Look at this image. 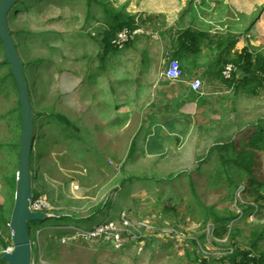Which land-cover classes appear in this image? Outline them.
I'll list each match as a JSON object with an SVG mask.
<instances>
[{
	"label": "rangeland",
	"instance_id": "obj_1",
	"mask_svg": "<svg viewBox=\"0 0 264 264\" xmlns=\"http://www.w3.org/2000/svg\"><path fill=\"white\" fill-rule=\"evenodd\" d=\"M126 1L129 10L137 0H23L9 15L35 112L32 197L41 198L49 214L30 225L33 264H218L232 247L250 249L256 231L264 229V188L246 192V172L223 161L239 160L238 151L255 131L251 126L264 127V86L252 93L221 79L216 88L203 84V107L189 116L193 130L168 155L145 154V108L131 106L137 100L145 106L148 94L140 85L149 78L130 58L135 50L127 47L134 41L106 60L99 42L106 21L101 3L123 9ZM152 1L139 0L141 7L157 6ZM190 1L187 8H205L202 0ZM249 9L252 18L261 15L264 0H245V40L249 32L263 35H252L247 47L264 56V24L257 21L251 31ZM158 18L147 19L158 31L145 26L156 37L143 35L139 48L157 51L161 77L173 54ZM9 68L0 65V254L13 249V242L4 249L2 239L12 240L4 220H11L14 207L22 133L17 86L11 77L4 80ZM230 141L235 145L224 147ZM256 153L252 168L264 184V150ZM210 211L236 218L215 221ZM110 221L119 228V240L77 234ZM260 246L257 253L264 251V240Z\"/></svg>",
	"mask_w": 264,
	"mask_h": 264
},
{
	"label": "crops",
	"instance_id": "obj_2",
	"mask_svg": "<svg viewBox=\"0 0 264 264\" xmlns=\"http://www.w3.org/2000/svg\"><path fill=\"white\" fill-rule=\"evenodd\" d=\"M152 2L157 3V6L151 7L148 3H143L141 7L137 0L131 5L134 11L133 9L128 10L130 2L126 1L123 9L137 23L146 27L150 26L147 25L148 18L159 15L162 19H158L162 24L164 23L159 28L165 29L162 39L165 48L172 54L176 49L177 37L186 29L206 32L207 36L202 42V52L199 55L191 53L187 58L175 57L182 64L186 79L198 77L201 78L203 84L219 87V71L225 58L234 57L245 46L252 43L250 41L253 35L251 32H249L251 36L248 35V39L245 40V0H202L205 6V8L202 6V11L192 4L190 8H187V3H192L190 0H153ZM206 8L210 9L203 11ZM252 10H247V19L249 17L251 20ZM257 21L259 26L264 24V12L252 18L249 24V28H253L251 31H254ZM151 24L154 26L156 22L153 21ZM261 37H263L262 34L254 36L257 39ZM142 39L143 36L137 37L133 45L127 48L135 50V53L130 54V58L135 60V63L137 62L138 71H144L149 78L147 83L140 85V90L147 92L148 95L145 106L137 100L131 107L145 108L143 152L150 156H165L169 154L173 143H180L193 130L189 116H192L196 109L200 110L203 107L201 102L205 99V94L193 92L187 83L172 81L163 73L160 77L156 64L157 51L148 50L146 47L139 48ZM115 54L117 53L114 51L106 56L103 54L102 59H109Z\"/></svg>",
	"mask_w": 264,
	"mask_h": 264
},
{
	"label": "trees",
	"instance_id": "obj_3",
	"mask_svg": "<svg viewBox=\"0 0 264 264\" xmlns=\"http://www.w3.org/2000/svg\"><path fill=\"white\" fill-rule=\"evenodd\" d=\"M23 0H20L18 3H21ZM93 0H88V3H91ZM99 2V0H98ZM104 8V13L106 15L105 27L100 34V44L103 48L104 56L108 55L109 53L118 50L115 40L118 34L125 28L135 29L140 25L137 23L124 9H113L108 7L106 4L101 3ZM11 34L14 35V32L11 31ZM207 33L202 31H195L192 29H186L182 33L179 34L177 37V45L175 46V52L173 53V58L175 56H179L181 58H187L190 56L191 53L195 55H199L202 52V42L206 38ZM0 43L3 45V42L0 39ZM221 45V44H220ZM4 46V45H3ZM225 58V57H224ZM232 62L237 67V71L234 72V77L231 79L225 78L223 75V69L226 63ZM8 64L6 58L0 62V65ZM9 65V64H8ZM263 74V75H262ZM242 75L243 77H241ZM8 77H11L16 84L15 78L9 68V73L4 77L6 80ZM219 78L225 82L227 86H234L237 85L239 88L240 86L244 87L247 92L255 93L258 89L264 86V56L261 54H256L250 51L248 47H244L241 52L237 53L232 58H225L223 66L219 71ZM240 78V79H239ZM17 86V85H16ZM200 94V93H198ZM196 95V94H195ZM19 110H20V103H19ZM37 116V115H36ZM63 120L64 117H61ZM35 120V119H34ZM264 124V123H262ZM36 127V123H35ZM251 128H255V131L252 135L248 137V142L246 143L247 148L240 149L238 151L239 160L233 157L223 158L224 162L230 164L233 168L238 166L247 175V185H246V192L255 187L257 190L264 188V184L257 180L255 169L252 168L253 162L255 161L254 157L257 154L258 150H264V127L259 123L254 124ZM36 138V137H35ZM135 139L132 140L130 152L135 149ZM230 145L231 147L234 144L233 141H230L224 144V147ZM237 149L234 148V151ZM33 153V152H32ZM32 161V158H31ZM229 168V167H228ZM227 168V169H228ZM227 169L223 172L229 174V170ZM32 170V167H31ZM179 175H170L169 178L178 177ZM14 177V181H15ZM230 186L237 187V183H235L234 179L229 176ZM192 185H194V181H192ZM232 198L234 195H231ZM264 207V205H261ZM251 211L254 210V206L252 205L250 208ZM259 211V208L256 212ZM208 217L213 218L215 221H228L230 219L236 218L235 214L233 217L230 218H223L220 217L218 214L214 212H208ZM95 217L91 216L90 218ZM45 220V219H44ZM41 220V221H44ZM4 222L6 224L10 223L9 218L5 219ZM31 225V223H30ZM225 230H227L225 228ZM56 237H61V233H56ZM264 240V229L258 230L253 237L252 242L250 243V249H244L240 246L232 247L229 254L225 257H220L217 261L218 264H264V251L260 249V242ZM3 248L6 249L7 247L12 245L11 236L7 237L6 239H2ZM3 254H0V264L4 263L5 261L2 259ZM202 264H214L213 262L203 261Z\"/></svg>",
	"mask_w": 264,
	"mask_h": 264
},
{
	"label": "water",
	"instance_id": "obj_4",
	"mask_svg": "<svg viewBox=\"0 0 264 264\" xmlns=\"http://www.w3.org/2000/svg\"><path fill=\"white\" fill-rule=\"evenodd\" d=\"M19 1L0 0V39L4 45L5 58L16 81L22 121L15 201L9 223L14 249L12 252H5L2 259L8 264H33L30 223L47 219L49 214L33 210L31 207L33 196L31 158L36 137L35 112L31 103L24 65L9 27V15Z\"/></svg>",
	"mask_w": 264,
	"mask_h": 264
},
{
	"label": "built area",
	"instance_id": "obj_5",
	"mask_svg": "<svg viewBox=\"0 0 264 264\" xmlns=\"http://www.w3.org/2000/svg\"><path fill=\"white\" fill-rule=\"evenodd\" d=\"M152 32L146 29L145 26L142 24L136 27L135 29L125 28L118 34L115 43L119 49H123L128 43L134 41L139 36L150 34L151 36L156 37V34ZM235 71H237V67L235 66V64H233L232 62H228L224 66L223 75L225 78L231 79L234 77ZM163 74L172 81L187 83L193 92L202 93V80L199 78L191 80L186 79L182 64L177 58L170 59L169 64L164 70ZM31 207L33 210L44 211L45 203L41 198L33 199L32 197ZM122 218L124 220L125 225H130L129 217ZM77 234L86 239L97 238L106 235L112 236L117 240L120 239L119 228L116 227L115 223L112 221L100 223L91 229H78ZM13 249H8L6 250V252H12Z\"/></svg>",
	"mask_w": 264,
	"mask_h": 264
}]
</instances>
